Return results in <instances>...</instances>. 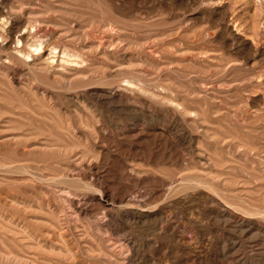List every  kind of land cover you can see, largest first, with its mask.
I'll list each match as a JSON object with an SVG mask.
<instances>
[{
  "label": "rangeland",
  "instance_id": "1",
  "mask_svg": "<svg viewBox=\"0 0 264 264\" xmlns=\"http://www.w3.org/2000/svg\"><path fill=\"white\" fill-rule=\"evenodd\" d=\"M0 2V264H264V0Z\"/></svg>",
  "mask_w": 264,
  "mask_h": 264
},
{
  "label": "bare ground",
  "instance_id": "2",
  "mask_svg": "<svg viewBox=\"0 0 264 264\" xmlns=\"http://www.w3.org/2000/svg\"><path fill=\"white\" fill-rule=\"evenodd\" d=\"M2 1V0H1ZM39 1V0H38ZM28 2V1H27ZM0 3H2V2H0ZM23 3V2H22ZM28 3H30V2H28ZM6 4V3H5ZM21 4V3H20ZM11 5H12V3H11ZM24 5V4H23ZM4 6V5H3ZM29 6V5H28ZM30 6H32V5H30ZM25 7V6H24ZM10 8H12V7H10ZM10 8H7L8 10L10 9ZM18 8H21L22 9V7H18ZM27 8V7H26ZM31 8V7H30ZM32 8H33V6H32ZM14 9V8H13ZM11 10V9H10ZM9 10V11H10ZM17 10V9H16ZM15 10V11H16ZM38 10V9H37ZM14 11V10H13ZM14 11V12H15ZM23 11V10H22ZM30 12H31V10H29ZM32 11H34L33 9H32ZM44 11V10H43ZM17 12H20V11H17ZM26 12V11H25ZM42 12V11H41ZM40 12V13H41ZM13 13V12H12ZM16 13V12H15ZM23 13H24V11H23ZM20 14V13H19ZM19 14H17V15H19ZM22 14V13H21ZM29 14H31V13H29ZM29 14H27V15H29ZM7 15V14H6ZM11 15V14H10ZM14 15H11V17H13ZM26 16V15H25ZM18 17L19 16H14V18H8V17H5L4 15H3V12L0 10V19H1V21H2V26H3V24H5L6 25V22H8V21H11V25L7 28V29H5V36H3L4 35V33H3V29H2V31H0V51H7V50H13V53H12V55H13V57H16L17 59H19V60H22V61H25V63H26V61H27V59H26V57H31V59H32V61H33V59L34 58H36V57H34V56H32V51H40L41 49H43V48H47L48 47V54H46L45 53V55H48V57H55V58H58V59H60L59 61H65V62H79L80 63V59H81V56H80V54L79 53H77V52H75V51H73V50H70V49H68V48H66V47H61V48H59V47H57V46H55L52 42H49V40L47 39V38H42L41 36H43L44 37V35H46V37H47V34H44V35H40L39 33H41V32H39L40 30H38L37 29V27L39 26L38 24V22H37V20H36V17H35V20H25V22H27L28 23V25H27V23H25L26 25L24 26V21H22V20H20V19H18ZM34 17V16H33ZM39 17H41V16H39ZM47 17V16H46ZM24 18V17H23ZM42 18H43V16H42ZM47 18H49V17H47ZM17 19V20H16ZM30 19V18H29ZM40 19H38V21H39ZM41 20H43V19H41ZM48 21V20H47ZM44 22V21H43ZM43 22H41V23H43ZM41 23H40V26H41ZM45 24H47V23H45ZM49 24V23H48ZM50 25V24H49ZM22 26H24L25 27V29H26V31H21L20 30V28L22 27ZM45 26V25H44ZM42 27V26H41ZM33 28V29H32ZM39 28V27H38ZM53 28V27H52ZM94 28V27H93ZM22 29V28H21ZM45 30V29H44ZM53 30H55V29H53ZM60 30V29H59ZM49 31H50V29H49ZM48 31V32H49ZM56 31V30H55ZM54 31V32H55ZM60 32V31H59ZM92 32V31H91ZM61 33V32H60ZM88 33V32H87ZM106 33V32H105ZM41 34H43V33H41ZM51 34H52V32H51ZM49 35H50V33H49ZM64 37V36H63ZM63 40V39H62ZM105 41V40H104ZM55 43V42H54ZM17 44V45H16ZM19 44V45H18ZM9 50V51H10ZM77 51V50H76ZM42 52V51H41ZM78 52H80V51H78ZM3 53H5V52H3ZM9 53V52H8ZM44 53V52H43ZM38 54V53H37ZM59 54H61V55H59ZM11 55V56H12ZM39 55H40V53H39ZM6 56V55H5ZM57 56V57H56ZM2 54H0V60L2 59ZM8 57H10V55L8 56ZM40 57V56H39ZM54 58V59H55ZM4 59V58H3ZM7 60H8V58H6ZM13 59V58H12ZM15 60V59H14ZM43 60V59H42ZM57 60V59H56ZM83 60V59H82ZM85 60V59H84ZM9 61V60H8ZM17 61V60H16ZM37 61V60H36ZM40 61V63H41V60H39ZM44 61V60H43ZM11 62V61H10ZM21 62V61H20ZM49 62H51V61H49ZM58 62V61H57ZM60 62V63H61ZM22 63V62H21ZM24 63V62H23ZM45 63V62H44ZM59 63V62H58ZM58 63H56V64H58ZM59 63V64H60ZM0 64H1V62H0ZM34 64H37V63H34ZM34 64H32V65H34ZM43 64V63H42ZM50 64V63H49ZM68 64V63H67ZM27 65V64H26ZM47 65V64H46ZM62 65V64H61ZM66 65V64H65ZM65 65H63V67L65 66ZM35 66V65H34ZM38 66V65H37ZM57 66V65H56ZM74 66V65H73ZM28 67V66H27ZM45 67H51V64L49 65V66H45ZM57 67H59V66H57ZM36 68H38V70H40L39 69V67H36ZM44 68V67H43ZM62 68V67H61ZM64 68H66V67H64ZM46 69H48V68H46ZM51 69V68H50ZM49 69V70H50ZM76 69V68H75ZM20 70H22V69H20ZM31 70V69H30ZM38 70H36V71H38ZM59 70V69H58ZM67 70V69H66ZM73 70V69H72ZM77 70H79V69H77ZM24 70H22V72H23ZM41 71H43V69L41 70ZM48 71V70H47ZM57 71V70H56ZM68 71V70H67ZM25 72V71H24ZM23 72V73H24ZM53 72H54V70L52 71V74H53ZM66 72V71H65ZM75 72H77V71H75ZM216 72V71H215ZM19 73H20V71H19ZM22 73V74H23ZM21 74V75H22ZM65 74V73H64ZM75 74V73H74ZM73 74V75H74ZM79 74V73H78ZM19 75V74H18ZM27 75V73L25 72V75L24 76H26ZM28 75H30V74H28ZM27 75V76H28ZM71 75V74H70ZM26 76V77H27ZM32 76V75H31ZM61 76H62V74H61ZM66 76H67V74H66ZM65 76V77H66ZM20 77V76H19ZM76 77V76H75ZM27 78H29V77H27ZM47 79V78H46ZM64 79V78H63ZM75 80V79H74ZM35 81V80H34ZM68 82V81H67ZM71 82H73V80L71 81ZM32 83V82H31ZM135 83V82H134ZM71 84V83H70ZM66 85V84H65ZM140 86H142V85H140ZM151 92V91H150ZM81 106V105H80ZM90 125V124H89ZM66 128V127H65ZM67 129V128H66ZM93 129V128H92ZM210 159H211V157H210ZM200 161V160H199ZM194 168V167H193ZM206 169V168H205ZM180 171V170H179ZM170 180H172V179H170ZM183 181V180H182ZM185 181V180H184ZM175 191V190H174ZM137 196V195H136ZM136 201V200H135ZM260 209V208H259ZM167 216V215H166ZM161 220V219H160ZM172 220V219H171ZM165 222V221H164ZM165 226V225H164ZM171 227V226H170ZM161 228V227H160ZM173 228V227H172ZM162 230V229H161ZM163 230H165V229H163ZM173 232V231H172ZM174 233V232H173ZM172 233V234H173ZM175 234V233H174ZM179 236V235H178ZM177 241V240H176ZM180 241V240H179ZM178 242V241H177ZM181 243V242H180ZM177 244V243H176ZM175 245V244H174ZM185 246V245H184ZM168 247V246H167ZM177 247V246H176ZM180 247V246H179ZM127 249H129V248H127ZM183 250V249H182ZM163 252V251H162ZM173 252V251H172ZM162 254V253H161ZM160 254V255H161ZM174 254V253H173ZM172 254V255H173ZM178 254V253H177ZM159 255V256H160ZM171 255V256H172ZM171 256H170V258H171ZM188 257V256H187ZM163 258V257H162ZM165 258V257H164ZM175 258V257H174ZM174 258H172V259H174ZM191 258H192V256H191ZM197 259H199V258H196V260ZM156 260V259H155ZM160 260V259H159ZM182 260V259H181ZM195 260V259H194ZM192 261V260H191ZM190 261V262H191ZM184 262V261H183ZM187 262V261H186ZM188 263V262H187ZM190 264V263H189Z\"/></svg>",
  "mask_w": 264,
  "mask_h": 264
}]
</instances>
